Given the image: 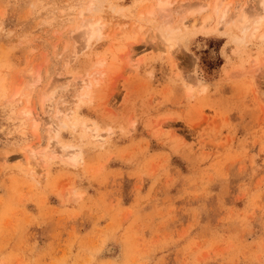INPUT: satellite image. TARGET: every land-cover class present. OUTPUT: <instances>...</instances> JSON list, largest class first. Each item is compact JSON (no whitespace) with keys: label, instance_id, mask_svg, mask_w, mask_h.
Listing matches in <instances>:
<instances>
[{"label":"rangeland","instance_id":"obj_1","mask_svg":"<svg viewBox=\"0 0 264 264\" xmlns=\"http://www.w3.org/2000/svg\"><path fill=\"white\" fill-rule=\"evenodd\" d=\"M163 1L0 0V264H264V0Z\"/></svg>","mask_w":264,"mask_h":264},{"label":"bare ground","instance_id":"obj_2","mask_svg":"<svg viewBox=\"0 0 264 264\" xmlns=\"http://www.w3.org/2000/svg\"><path fill=\"white\" fill-rule=\"evenodd\" d=\"M168 2L167 1H163V0H155V7L153 10L150 11H146L144 14H142L143 16L145 17H153L154 15H156L157 13H160V12H167V6H168ZM263 4V3H262ZM217 6H218V3H214L213 4V7H212V10L214 11V13L217 12ZM153 8V7H151ZM181 9V8H180ZM184 11V10H183ZM180 12V11H179ZM178 14V13H177ZM185 14V13H184ZM83 14H80V16H82ZM225 15H226V12L225 10L221 13L220 15V19L223 21L224 18H225ZM183 16V15H182ZM209 19L208 16H205L204 19H203V22H206L207 20ZM238 20V23L240 24V30H239V34H238V39L240 41L244 40V38L246 37L247 35V32L248 30L250 29L251 27V20H250V17H247L243 11L241 12L240 16L237 18ZM258 23L259 21H255L254 22V28H252V34H250V37L252 38L253 37V32L257 29V26H258ZM206 24V23H205ZM226 28V27H225ZM80 30V37H82L83 39V43L85 44V47L86 48H90L89 46L92 44V42L94 40H97L100 36H101V26L100 24L98 23V21H94L92 19H85L81 22L79 28ZM202 31V30H201ZM165 40V42L171 46L174 44V41L176 39V37L178 36V31L176 29H171L169 27H166L165 29V32L163 33L162 35ZM262 36L259 37V39H261ZM85 84H80L79 85V89L81 90L82 88H84ZM18 92L15 93V95H17ZM79 97V96H78ZM77 97V98H78ZM58 113H62V112H59L60 110H57ZM23 114H25L26 116H28L30 119H32L33 121V129L36 131L37 129V125H38V117H36L35 115L32 114V112L30 110H24L23 111ZM56 114V113H55ZM64 116V118L66 119H69L68 122H69V125L73 126V123H74V119L69 115V114H62ZM58 117V116H57ZM71 117V119L69 118ZM59 118V117H58ZM56 119V117H55ZM61 119V118H60ZM82 129H85L84 127V124L83 126H81V130ZM50 130H52V127H50ZM49 130V131H50ZM93 139L96 141V142H101V137L100 135L98 134H93ZM50 145L48 144V146L44 149L43 152H38L39 155L41 156H44L49 150H50ZM35 151V150H34ZM30 154V153H29ZM75 156V155H73ZM30 157H35V155H32L30 154ZM72 158V157H70ZM78 160V156L76 154V157L72 158L73 160L76 159ZM32 159V158H31ZM39 159V158H38ZM31 161H34L33 159ZM76 161V160H75ZM73 162V161H72ZM33 163H38L37 161H34ZM30 166H33L31 165L30 163Z\"/></svg>","mask_w":264,"mask_h":264}]
</instances>
